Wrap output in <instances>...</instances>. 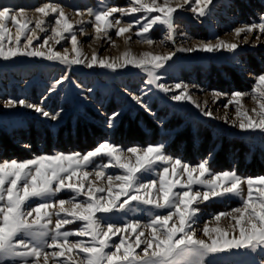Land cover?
I'll return each instance as SVG.
<instances>
[{
	"label": "rangeland",
	"instance_id": "1",
	"mask_svg": "<svg viewBox=\"0 0 264 264\" xmlns=\"http://www.w3.org/2000/svg\"><path fill=\"white\" fill-rule=\"evenodd\" d=\"M45 3L59 4L67 13L70 22L75 25L74 32L83 52L82 59L91 60L93 52L100 59L108 58L110 61L120 58L126 52L138 58L145 52L161 56L174 53L171 60L156 70L161 77L157 83H163L172 90L166 93L155 84L148 83V74L133 66L112 70L99 66L90 68L86 64H65L44 57L18 56L7 60L0 58V162H22L39 155L58 152L86 154L100 143L109 141L121 147L125 153L127 148L133 146L143 148L162 144L164 155L178 158L192 167L208 160L212 174L235 172L244 181L264 176V132L241 130L234 126L232 121L236 119L238 106L229 104L231 94L240 91L246 94L242 98L243 108L250 115H254L252 109L258 110L252 98V89L255 86V76L264 72V34L257 30L253 34L242 33L236 37L234 29L253 22L259 23V17L264 13V0H214L204 17L196 16L191 6L185 5L174 15L175 31L172 38H168L166 26L157 23L146 34L153 41L152 44L142 42V37L136 34L140 26L121 36H117L116 29H112L106 37L95 39L92 23L94 17L87 15L88 10L128 8L133 6L130 0H0V8L11 7L16 10L13 14H18V10L23 8L26 17L34 21L38 16L35 8ZM157 3L163 4L164 0H157ZM171 6H175L174 2ZM77 10L85 15L78 16ZM143 15V12L124 16L116 13L113 23L119 18L121 23L118 27H124ZM81 19L84 23H77ZM7 26L14 34L16 29L11 22ZM53 26L54 17L49 16L44 25L46 31L38 33L40 39L33 43V48H40L45 38L53 36ZM31 27L35 28V24ZM218 39L236 42L241 46L234 53L225 50L211 53L182 50L201 43L215 44ZM70 41L71 36L66 34L59 44L52 39L41 50L47 52V47H52L61 54L67 50L71 58L75 53L72 52ZM62 77L63 82L56 85L55 81ZM177 83L187 85L193 100L201 108L211 111L212 116H204L200 108L190 101H173L171 96L180 91L174 88ZM214 92L220 95L215 96ZM134 96L139 97L140 103L133 99ZM8 99H23L28 104L38 105L49 112L50 116L44 117L33 108L19 104L5 108L4 103ZM142 104L147 108L142 107ZM112 113H119V116L114 126L109 128L107 123ZM52 116L57 118L53 120ZM108 160L107 156L95 157L83 171L89 172L90 179L95 181L94 173L99 170L98 166L107 164ZM164 167L170 166L158 162L138 176L139 182L158 180ZM123 174V170L118 167L106 169V175ZM205 178L210 179L211 176ZM183 179L186 180L187 177ZM96 183L98 186H105L106 177L103 185ZM256 187L254 184V191ZM242 188L246 198L247 184H243ZM204 190L201 185H193V191ZM74 195L71 190L65 189L51 197L34 198L27 203L25 210H31L44 202L54 203L61 199L67 201ZM83 199L80 196L75 202H82ZM122 202L123 198L119 203ZM65 207L70 208L71 205L66 204ZM193 207L198 209V213L192 229L195 230L196 238L207 240L208 237L203 232L205 225L209 229H224L229 236L233 234L231 225L234 221L230 217H221L217 221L215 216L242 208L243 203L242 197L229 195L201 201ZM169 210L171 209H157L152 205L132 201L124 209L117 208L110 213L97 215L105 226L111 223L122 227L133 221L146 225L155 215H167ZM32 218L34 215L30 219ZM55 219L53 216L50 227H54ZM82 223L76 221L65 225L61 230L72 232L80 229ZM139 231H144L145 236L150 238L149 229L140 228ZM235 234H239L238 229ZM134 238L135 234L129 236L133 243ZM47 239L50 243V236ZM79 239L88 238L76 235L69 237L73 243ZM115 243H119V236L112 238V244ZM143 247L141 245L136 249V253L143 255ZM45 250L51 251L47 248ZM112 250V247L107 249ZM4 264H18V258H8ZM40 264H43L42 258ZM206 264H264V251L231 249L206 258Z\"/></svg>",
	"mask_w": 264,
	"mask_h": 264
},
{
	"label": "snow or ice",
	"instance_id": "2",
	"mask_svg": "<svg viewBox=\"0 0 264 264\" xmlns=\"http://www.w3.org/2000/svg\"><path fill=\"white\" fill-rule=\"evenodd\" d=\"M133 6L128 8L110 7L102 10L89 9L87 15L94 17L93 27L95 39L107 36L108 32L116 29V35L121 36L132 28L140 26L136 33L142 37V42L152 44L146 37L157 23L166 26L168 38H172L175 31L174 15L178 9L190 5L196 16L204 17L208 14L214 0H164L163 4L157 0H130ZM174 2L175 6H171ZM15 9L4 6L0 8V58L12 59L18 56L44 57L57 60L65 64H86L87 67L99 66L116 70L118 68L133 66L143 69L150 79L148 83L164 91L172 89L163 83L156 70L171 60L174 53L167 55H154L145 52L141 57L130 56L124 53L116 60L100 59L93 52L91 60L81 58L83 52L74 32L75 25L70 22L67 13L59 4L45 3L35 8L38 16L33 20L26 17L23 8L18 14ZM143 12L139 20H134L127 26L118 27L121 16ZM159 13L158 15H149ZM76 14L83 17L85 13L77 10ZM49 16L54 17V26L51 28L52 37L45 38L40 48H33L34 42L39 41L38 33L45 32L44 25ZM259 23L253 22L234 29L239 37L242 33L253 34L257 30L264 34V13L259 17ZM15 27L13 34L8 23ZM35 24V28L31 25ZM77 23H84L81 19ZM142 25V26H141ZM83 34V30L81 29ZM71 36L72 52L75 55L69 58L67 50L64 54L47 47V52L41 48L48 46L50 40L55 39L59 44L65 35ZM259 40V36H257ZM23 41V47L21 42ZM127 42V41H126ZM248 37L245 36V44ZM241 45L236 42L217 40L215 44L201 43L183 51L218 52L225 50L235 52ZM63 77L56 80V85L63 82ZM174 88L180 90L171 96L173 101H190L200 108L204 116L211 117L212 112L201 108L188 93L187 85L177 83ZM213 95L219 96L214 92ZM245 93L234 91L229 104H236V119L234 126L241 130H260L264 132V72L255 76V86L252 89V98L258 106L252 109L254 115L243 108L242 98ZM140 103L139 97H133ZM17 104L33 108L44 117L50 113L38 105L28 104L25 100L8 99L5 108L15 107ZM147 108L146 105H141ZM227 108L228 105H225ZM119 113H112L107 126L112 128ZM53 120L57 116L51 117ZM227 122V115L224 117ZM163 145H148L147 147H129L127 152L109 141L100 143L94 150L86 154L81 153H55L52 155H39L25 161L0 162V264L8 258H18V264H206V258L219 255L231 249H260L264 251V176L242 180L235 172L224 171L212 174L209 161L203 160L192 167L180 159H173L164 155ZM107 156L108 163L98 166L95 171V181L90 179V173L83 171L93 158ZM158 162H164L170 167H164L159 173L158 180L140 183L138 176L150 169ZM108 167H118L123 175H106ZM211 176L206 179V176ZM187 179H183V177ZM106 177L107 184H104ZM87 181V183H85ZM247 184V196L244 198L242 185ZM254 184L257 186L254 191ZM193 185H201L203 192L193 191ZM186 189L177 191L176 189ZM75 193L69 200H59L54 203H40L31 210L26 211V205L34 198L51 197L63 190ZM141 193H144L143 195ZM236 195L242 197V208H235L231 213H219L215 219L230 217L233 234L221 228H211L205 225L203 232L208 239L196 238L192 224L195 221L198 209L194 204L208 201L212 198ZM83 196L82 202H75ZM123 198V202L119 203ZM139 201L152 205L157 209H171L167 215H155L148 224L140 225L138 222H128L122 227L111 223L106 226L98 218L99 213H110L117 208L124 209L130 202ZM58 204V210H57ZM70 204L71 207H65ZM63 214V217H62ZM238 214V215H237ZM34 218L30 219L31 217ZM55 216V225L52 217ZM81 221L82 227L72 232L61 229L68 224ZM171 222V223H170ZM140 228L150 230L148 237ZM238 229V235L235 234ZM215 233L216 235H211ZM135 234L134 243L129 236ZM72 235L81 238L71 242ZM50 236L51 242H48ZM119 236V243L112 244V238ZM23 237V238H20ZM143 247V255L136 253V249ZM110 247L112 251H107ZM45 248L51 249L46 251ZM122 252V254H121Z\"/></svg>",
	"mask_w": 264,
	"mask_h": 264
},
{
	"label": "bare ground",
	"instance_id": "3",
	"mask_svg": "<svg viewBox=\"0 0 264 264\" xmlns=\"http://www.w3.org/2000/svg\"><path fill=\"white\" fill-rule=\"evenodd\" d=\"M144 48V47H143ZM144 50H145V48H144Z\"/></svg>",
	"mask_w": 264,
	"mask_h": 264
},
{
	"label": "trees",
	"instance_id": "4",
	"mask_svg": "<svg viewBox=\"0 0 264 264\" xmlns=\"http://www.w3.org/2000/svg\"><path fill=\"white\" fill-rule=\"evenodd\" d=\"M141 134V133H140ZM142 135V134H141Z\"/></svg>",
	"mask_w": 264,
	"mask_h": 264
}]
</instances>
